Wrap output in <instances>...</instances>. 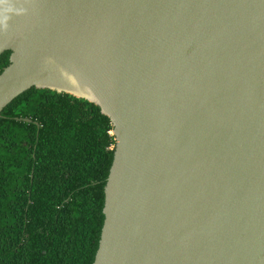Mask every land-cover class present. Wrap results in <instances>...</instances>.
Segmentation results:
<instances>
[{
  "label": "water",
  "instance_id": "obj_1",
  "mask_svg": "<svg viewBox=\"0 0 264 264\" xmlns=\"http://www.w3.org/2000/svg\"><path fill=\"white\" fill-rule=\"evenodd\" d=\"M6 50L0 117L37 87L112 121L93 264H264V0H0Z\"/></svg>",
  "mask_w": 264,
  "mask_h": 264
},
{
  "label": "trees",
  "instance_id": "obj_2",
  "mask_svg": "<svg viewBox=\"0 0 264 264\" xmlns=\"http://www.w3.org/2000/svg\"><path fill=\"white\" fill-rule=\"evenodd\" d=\"M10 55H0V73ZM113 128L96 103L49 88L32 87L4 108L0 264H93Z\"/></svg>",
  "mask_w": 264,
  "mask_h": 264
}]
</instances>
